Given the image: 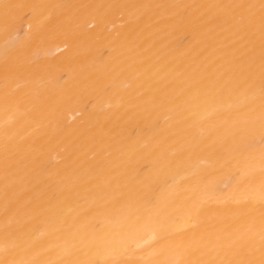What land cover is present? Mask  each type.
Here are the masks:
<instances>
[{"label": "bare ground", "instance_id": "bare-ground-1", "mask_svg": "<svg viewBox=\"0 0 264 264\" xmlns=\"http://www.w3.org/2000/svg\"><path fill=\"white\" fill-rule=\"evenodd\" d=\"M0 264H264V0H0Z\"/></svg>", "mask_w": 264, "mask_h": 264}]
</instances>
